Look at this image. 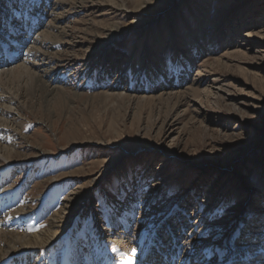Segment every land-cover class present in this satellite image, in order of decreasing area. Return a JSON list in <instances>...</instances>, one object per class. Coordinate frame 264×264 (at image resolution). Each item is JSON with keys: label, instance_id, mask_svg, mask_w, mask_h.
Masks as SVG:
<instances>
[{"label": "rangeland", "instance_id": "rangeland-1", "mask_svg": "<svg viewBox=\"0 0 264 264\" xmlns=\"http://www.w3.org/2000/svg\"><path fill=\"white\" fill-rule=\"evenodd\" d=\"M90 8V2L76 4L63 24L77 37L73 51L69 45H52L53 53L67 48L72 54L73 65L58 68L59 88L48 93L35 82L37 87L23 99L19 132L28 137L17 140L21 144L15 148L19 154L37 148L47 153L7 163L9 189L22 188L24 197L33 198L30 209L41 212V198L51 196L60 208L57 201L68 190L84 186L91 198L78 196L83 202L74 201L61 215L73 223L52 250L64 261L70 254L73 264H88L96 254H107L116 263L113 248L101 246L108 228L124 229L129 207L131 227L124 233L133 243L145 234L137 255L145 246L154 252L167 245L179 247L174 259L169 256L172 264L194 252L198 255L187 264L244 261L264 245V227L252 234L255 243L236 238L253 219L251 202L264 205V0H148L122 19L101 15V7ZM145 14L154 21L146 22ZM163 18L168 22L161 29L163 49H152L149 37ZM112 21L119 27L100 36ZM199 29L206 46L197 56L189 32ZM116 30L115 40L105 42ZM86 33L93 35L87 49L81 39ZM184 41L186 51L180 53ZM100 58H106L104 64L93 62L84 75L85 61ZM69 60L54 59L47 67ZM158 68L161 79L167 72L189 80L146 92L150 99L141 88L131 92L115 86L128 75L135 83L150 82ZM175 100L178 105L170 112ZM69 171L74 174L43 186L44 180ZM257 210L256 217L264 216ZM44 219L37 229L46 227ZM146 230L156 233L154 240L146 241ZM166 234L171 239L162 246L157 236ZM158 252L156 264H168L169 254ZM145 255L141 264H154Z\"/></svg>", "mask_w": 264, "mask_h": 264}, {"label": "bare ground", "instance_id": "bare-ground-1", "mask_svg": "<svg viewBox=\"0 0 264 264\" xmlns=\"http://www.w3.org/2000/svg\"><path fill=\"white\" fill-rule=\"evenodd\" d=\"M88 2L91 4L92 8H90V10L92 12L94 9L101 7V15L122 19L129 15L133 16L134 9L140 4H145L148 0H103L100 2L92 0H25L23 3H21V0H0V8L4 6V12L0 11V264H73V257H71L70 254H68L66 261H64L61 259V256L56 255L52 250L55 246H59V239L63 232L67 228L69 229L70 225L73 223L71 217H62L61 215L70 208V205L74 201L78 202V204L83 202V200H78V196L88 198L89 195L86 194L87 190L83 193L84 190L82 187L84 186L75 185V187H73L74 189H71L70 192H68L69 190L67 191L63 199H60L61 201H57L61 204L60 208L58 203H56L55 199L51 196L49 198L46 196L47 199L41 198L40 200L43 201V203L41 202L43 208L42 211L39 212L30 209V203L33 198L24 197L22 188H15L14 190L9 189L11 188L8 185L9 167L5 165L11 162L27 161V158L35 160L47 153L43 149L37 148L38 150L36 152L27 155L25 153L19 154L16 149L17 147L15 148L16 144L18 148H20L21 143L18 141L28 137L19 132L21 128V111L25 109L23 99H25L24 97L27 92L34 89L33 86L37 87L35 82L48 93L49 90L51 91L52 89L59 88L57 85L61 80L59 79L60 76L57 74V71H59L58 68H68L71 64L73 65V63H71L72 54L66 52L67 48L63 50L65 51L64 53H60L61 51L53 53L54 47L52 48V45H69L68 49L71 51L77 47V45H73L74 39L77 37L73 35V31L68 30L63 24L65 20L69 18V14L73 13L72 9L76 4L81 3V6L85 7ZM175 9L176 8L171 9L169 15H167L169 23L170 16L173 15ZM253 11L255 10L253 9ZM145 16L147 17L145 20L146 22L154 21L149 14H145ZM167 24L165 23V18L160 22H155L149 37V41L152 44L150 47L152 49H163L164 41L161 29ZM99 27L101 28V26ZM117 27H119V22H109L108 26L103 28V35L100 36H104L108 31L114 30ZM80 33H82V31H80ZM115 33L116 34H109L110 36L108 35L105 42L108 43L111 40H115L119 35L118 30H116ZM189 34L190 39L194 40L198 46L197 56H199L203 47L206 46V36H204L202 29L196 32L190 31ZM58 36L61 39L57 38ZM83 36L84 37L81 39L87 43V49L89 48L93 35L86 33V35ZM97 36L99 35H95V37ZM191 40H188L187 43ZM185 44L186 42L182 44V46H178L180 53L186 51ZM49 49L51 50L49 51ZM69 58L71 60H69ZM54 59L69 61L65 63V65L55 63L52 67L48 68L47 66L51 64ZM104 61H106V58H100L97 61L94 60L91 62L86 60L82 68L83 74L87 75L90 70H92L95 63L104 64ZM115 61L120 63L119 60ZM187 61H189V59ZM155 73H150V82L149 80H146V83L136 80L137 83H135V80L131 79V75H128V78H123V82L120 81L116 83L115 86L121 87L123 90L126 88L130 89L131 92L135 91L137 88H141L142 92H145L144 98L150 99L153 96L146 95V92L151 93L158 88L164 90L173 89L176 88V85L185 84L189 80L188 75L182 76L180 79L177 75L171 76V74L167 72L165 73L166 77L161 79V68L156 69ZM192 81L193 80H191V82ZM201 83H203V81L200 79L197 85ZM192 86H194L193 83ZM178 97L179 95H176V98ZM159 99L161 100L164 98L159 97ZM166 101L168 102V98ZM177 101L178 100L171 102L168 106L170 112L178 105ZM193 106L195 107V104ZM195 110H198L197 106ZM166 126H168L167 122ZM16 133L19 136L17 139ZM3 161L6 163H2ZM73 174V171H69L62 174L63 176L59 175L56 178H48L43 181V186ZM91 180H89V183ZM57 205L58 209H56ZM251 205L254 215L253 219L246 223L248 227L238 240L242 244H252V241L249 242V240L253 239L252 234L256 233L257 229L264 227V216L259 214L260 217H256L259 213L257 209H261L264 213V205H262L261 201H252ZM126 212H128V219H126V226L124 229H127V226L131 227L130 221L133 215L132 211H130V207L127 208ZM43 219L46 221V227L37 229V224L42 222ZM124 229L118 231L115 225H113L110 230L108 228L106 231L108 232V238L101 246V249L102 247H106L107 249L113 248L112 253L116 258L114 259L116 263L112 260L113 264H141V257H143L144 254H146L145 257H149L152 263L156 264L158 263V255L160 256L158 252L160 249L161 252L169 254L166 258L168 264H172V260H170L169 256H172L174 259L176 256L175 253L179 251L178 246L170 250L167 245H164L165 247H159V245L156 244L158 245L156 246L158 247L156 248V250H158L157 252L156 250L151 252L149 248H147L148 246H145L146 250L144 249V252L137 255L140 246L145 244L144 241L142 242L145 234L140 235V237L138 236V240L133 243L129 236H126L128 231L125 234ZM144 232H148L146 241H148V239L154 240L156 233L153 234L152 231L149 230ZM245 236H249L250 238L245 239ZM157 237L159 240L158 243L160 245L162 244V246L164 244L163 241L166 244V240L170 241L171 239L167 234L162 238L160 236ZM49 253H52V257L50 256V258ZM101 255L102 257L96 254L95 259L91 260L88 264H109L111 260L110 256L106 254L105 258H103L105 254ZM195 255L198 254L194 252V254L182 256L179 258V261L181 264H187ZM231 261L226 264H231ZM236 262L237 264H245L244 261L239 262L236 260ZM146 263L149 264V261L147 260Z\"/></svg>", "mask_w": 264, "mask_h": 264}, {"label": "snow or ice", "instance_id": "snow-or-ice-1", "mask_svg": "<svg viewBox=\"0 0 264 264\" xmlns=\"http://www.w3.org/2000/svg\"><path fill=\"white\" fill-rule=\"evenodd\" d=\"M25 2V0H21V3ZM146 191V189H145ZM248 227L247 224L244 225L243 228L239 229L236 233V238L239 240L240 236L244 234L245 229ZM249 236H245V239H249ZM253 243H255V240H252ZM135 251V250H133ZM243 260L245 264H264V245H261L259 248H257L255 251L250 253L249 255H246L243 257ZM231 264H237V262L233 259L231 261Z\"/></svg>", "mask_w": 264, "mask_h": 264}]
</instances>
